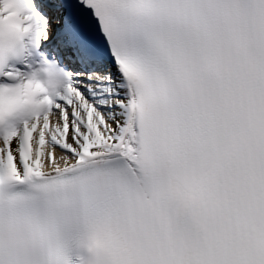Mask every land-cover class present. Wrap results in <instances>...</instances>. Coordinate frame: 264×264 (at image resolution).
I'll return each mask as SVG.
<instances>
[{
    "label": "snow or ice",
    "instance_id": "6c2138e0",
    "mask_svg": "<svg viewBox=\"0 0 264 264\" xmlns=\"http://www.w3.org/2000/svg\"><path fill=\"white\" fill-rule=\"evenodd\" d=\"M0 264H264V0H0Z\"/></svg>",
    "mask_w": 264,
    "mask_h": 264
}]
</instances>
